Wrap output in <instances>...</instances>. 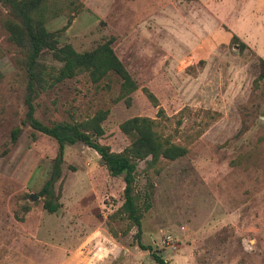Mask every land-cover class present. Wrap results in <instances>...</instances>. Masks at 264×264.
Masks as SVG:
<instances>
[{
  "label": "rangeland",
  "instance_id": "374dc122",
  "mask_svg": "<svg viewBox=\"0 0 264 264\" xmlns=\"http://www.w3.org/2000/svg\"><path fill=\"white\" fill-rule=\"evenodd\" d=\"M83 1L86 10L64 39L84 51L115 37L120 59L170 118L164 131H178L175 137L184 144L189 135L202 133L185 158L170 162L155 178L144 244L157 247L170 264H264V81L255 89L264 59V0ZM96 1L101 4H92ZM67 23L61 16L48 28L56 31ZM233 34L246 49L232 44ZM0 47L5 76L0 83V264H156L134 243L137 228L122 236L124 224L118 221L112 224L118 238L109 232V217L124 201L125 182L109 173L94 150L82 144L65 148L55 186L56 214L44 209L39 193L52 172L57 143L40 134L33 138L27 128L2 156L8 129L24 107L15 75L17 51L2 31ZM117 94L116 81L108 90L80 76L45 93L41 104L56 121L110 109L101 142L121 152L130 142L120 124L135 116L156 117L158 108L141 90L130 107L114 104ZM249 153L258 157L250 169L248 162L231 164ZM144 167L142 162L140 171ZM26 202L31 211L19 220Z\"/></svg>",
  "mask_w": 264,
  "mask_h": 264
},
{
  "label": "trees",
  "instance_id": "16d2710c",
  "mask_svg": "<svg viewBox=\"0 0 264 264\" xmlns=\"http://www.w3.org/2000/svg\"><path fill=\"white\" fill-rule=\"evenodd\" d=\"M86 10L81 0H0V31L8 36V41L16 48V80L22 90L24 112L16 114L15 122L10 125L6 139L2 144V156L8 155L18 144L25 129L46 136L57 143L58 151L54 159L49 179L39 193L44 198L43 207L50 214L58 213L60 204L55 186L62 178L64 152L67 146L82 144L94 150L103 165L113 177H122L125 182L124 201L121 207L109 217L108 228L114 238L119 232L112 226L114 222L124 224L122 236H127L137 228L134 243L143 251H149L156 264H170L154 245L143 242V222L145 214L153 207L154 180L167 168L170 162L185 158L190 153L189 146L200 137L201 132L189 135L188 142L182 143L164 131L165 121H169L160 101L148 87H141L127 69L114 48L115 37H109L95 47L79 51L64 39L66 30L76 16ZM61 16L68 17V23L62 29L50 31L48 24ZM232 44L240 50L247 48L241 38L235 34ZM4 53L0 47V59ZM50 56L54 64H49ZM260 74L255 80V89L264 81V59H260ZM195 66L189 70H195ZM84 76L96 87L103 85L112 90L115 81L118 94L114 104L124 102L128 107L133 103V95L141 90L147 100L158 108L156 117L135 116L120 124V130L129 140V145L121 152H115L101 140L105 136L104 123L111 110L99 109L93 115L76 119L69 115L56 121L49 117V109L41 104L42 96L60 84ZM5 79L0 69V83ZM181 125V122H179ZM264 142V136L261 139ZM256 153L241 155L231 164L246 169L256 165ZM145 167L140 171L139 166ZM146 178V184H140V175ZM28 202L22 206L23 216L31 211Z\"/></svg>",
  "mask_w": 264,
  "mask_h": 264
},
{
  "label": "crops",
  "instance_id": "0c3cea01",
  "mask_svg": "<svg viewBox=\"0 0 264 264\" xmlns=\"http://www.w3.org/2000/svg\"><path fill=\"white\" fill-rule=\"evenodd\" d=\"M81 1L84 2L83 0H81ZM183 1H184V3H193V2H196V3H203V4L209 3L208 5H211L210 0H183ZM92 4L100 5L101 3L100 2L97 3V1H96L95 3H92Z\"/></svg>",
  "mask_w": 264,
  "mask_h": 264
},
{
  "label": "water",
  "instance_id": "95a60500",
  "mask_svg": "<svg viewBox=\"0 0 264 264\" xmlns=\"http://www.w3.org/2000/svg\"><path fill=\"white\" fill-rule=\"evenodd\" d=\"M38 198H39V197H38L37 195H32V196H31V199H32V200H37Z\"/></svg>",
  "mask_w": 264,
  "mask_h": 264
}]
</instances>
